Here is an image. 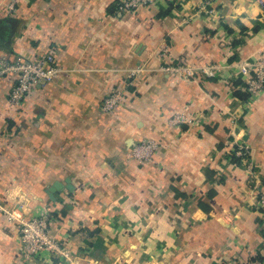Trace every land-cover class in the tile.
<instances>
[{
  "label": "crops",
  "instance_id": "1",
  "mask_svg": "<svg viewBox=\"0 0 264 264\" xmlns=\"http://www.w3.org/2000/svg\"><path fill=\"white\" fill-rule=\"evenodd\" d=\"M116 1L0 0V57L50 50L61 69L20 108L8 101L15 76L0 77V208L58 215L72 264H264V90L246 95L240 67L264 60L260 0H156L123 15ZM117 86L128 99L103 112ZM181 112L194 122L170 125ZM149 140L157 156L128 158ZM236 144L250 167L230 159ZM58 259L25 256L0 211V264H68Z\"/></svg>",
  "mask_w": 264,
  "mask_h": 264
},
{
  "label": "built area",
  "instance_id": "2",
  "mask_svg": "<svg viewBox=\"0 0 264 264\" xmlns=\"http://www.w3.org/2000/svg\"><path fill=\"white\" fill-rule=\"evenodd\" d=\"M156 0H118L115 3V12L123 15L133 12L141 7L153 4ZM264 8V0H260ZM209 2H204L200 6L201 10H207ZM9 10L14 11L13 2L9 4ZM160 56L165 57L167 48L163 47ZM243 69H250V76L246 81V92L250 96H255L264 90V60L256 63L240 64ZM160 69L167 73H176L187 79L193 78L198 73L203 72L208 76L213 75L211 66L209 68H194L183 64L163 63ZM60 66L56 60L54 52L47 51L44 54L36 56L34 59L17 57L8 59L0 57V77L8 74L15 76V81L8 92V101L16 108H20L25 98L37 86H44L53 81L60 72ZM200 70V71H199ZM136 71V70H135ZM128 99L126 89L123 86H117L108 92L103 98L100 109L109 114H115ZM194 118L186 115L184 112L175 113L170 116L169 123L172 126L182 124L191 125ZM160 149V144L155 140H149L138 143L132 148L133 155L140 161L148 159L151 154ZM230 159L246 162L251 166V151L246 144H236L230 151ZM250 170V169H249ZM256 206L264 208V191L258 189V199ZM10 222H16L19 226L20 249L27 257L39 256L44 252H49L58 258L70 259V251L58 240L52 233L51 217L48 214L31 216L25 218L21 211L7 210L3 211ZM243 264H262L258 259L247 261Z\"/></svg>",
  "mask_w": 264,
  "mask_h": 264
},
{
  "label": "rangeland",
  "instance_id": "3",
  "mask_svg": "<svg viewBox=\"0 0 264 264\" xmlns=\"http://www.w3.org/2000/svg\"><path fill=\"white\" fill-rule=\"evenodd\" d=\"M7 9L9 10V5L7 4ZM134 147V145L128 150V158L129 159H131V160H135V161H137L139 164H141V165H144V164H146L148 161H150L151 159H153L154 158V156H157L160 152V149L158 150V151H156L155 153H153V154H151V156L148 158V159H145V160H142V161H140L138 158H136L134 155H133V153H132V148ZM15 206H13V207H11V206H8V208L7 207H2V208H0V211L5 215V217H6V214L3 212L4 211V209L6 208L7 210H13V211H21L22 212V214H23V216L25 217V218H29V217H31V216H38V215H44V214H49L50 215V217L52 216V217H55V218H57L58 217V215H55L54 213H49V211H47V210H45V209H43V210H45V211H43V213H38V212H36V211H32V212H29V211H25L23 208H24V206H23V204H21V203H16V204H14ZM47 212V213H46ZM6 219H7V217H6ZM15 224H16V222H14ZM20 226V225H19ZM19 226L17 225V227H18V229H19ZM63 243V242H62ZM57 257V256H56ZM58 260H62V261H64V262H67L68 264H72L71 263V253H70V259L69 260H67V259H64V258H59Z\"/></svg>",
  "mask_w": 264,
  "mask_h": 264
},
{
  "label": "trees",
  "instance_id": "4",
  "mask_svg": "<svg viewBox=\"0 0 264 264\" xmlns=\"http://www.w3.org/2000/svg\"><path fill=\"white\" fill-rule=\"evenodd\" d=\"M246 95L250 96L247 92H246ZM233 161H239V160H235V159H232ZM259 209H262V208H259ZM264 209V208H263Z\"/></svg>",
  "mask_w": 264,
  "mask_h": 264
}]
</instances>
